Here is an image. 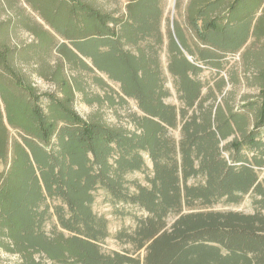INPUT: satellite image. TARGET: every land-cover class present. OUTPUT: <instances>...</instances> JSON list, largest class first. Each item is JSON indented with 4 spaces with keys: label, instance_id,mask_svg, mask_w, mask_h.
Segmentation results:
<instances>
[{
    "label": "trees",
    "instance_id": "trees-1",
    "mask_svg": "<svg viewBox=\"0 0 264 264\" xmlns=\"http://www.w3.org/2000/svg\"><path fill=\"white\" fill-rule=\"evenodd\" d=\"M25 1L64 38H71L69 28L73 26L94 33L99 39L94 45L96 51L85 44L83 54L119 82L129 97L138 100L146 117L141 135L86 121L73 109L74 95L68 83L61 88L65 98L43 96L52 107L51 116L47 115L40 109L36 89L26 84L25 75L12 69L9 76L24 94L17 100L18 108L26 112L27 121H35L32 128L35 149L29 180L27 176L25 181L21 169L14 171V166L0 172V244H6L7 240L18 252L31 256L45 254L52 264H264V180L257 171L264 168V73L260 78L261 103L251 129L240 125L242 118L237 113L225 116L218 107L201 106L185 122L177 141L168 135L169 128L178 126L177 109L164 103L166 93L161 89V79L152 91L151 102L146 103L140 99L141 93L128 88L125 78L111 74V51L129 53L119 47L123 37L115 34V29L125 36L124 24H135L138 19L132 15V9L141 8L144 3L150 16L158 0H130L133 20L123 21V26L119 19L93 8L85 0ZM242 1L230 2L222 15L219 8L225 5V0H198L193 4L189 25L200 42L207 45L209 33L219 35L222 29L247 16L246 3ZM262 12L264 0H255L251 22H258ZM126 39L134 44L127 35ZM176 40L179 44L170 69L180 79L182 100L186 109L191 110L201 100L202 86L189 73L196 74L199 69L191 66L184 56L181 48L189 49L182 33H178ZM0 50L10 51L5 46ZM132 56L142 61L141 56ZM117 61V68L129 69L121 55ZM147 65L150 66L148 62ZM136 72H141L140 67ZM180 114L182 119L187 118L186 111ZM235 134L238 136L228 144L233 152L228 160L222 154V143ZM54 138L56 146L52 143ZM7 143L5 133V146ZM244 149L252 152V157L244 155ZM143 154L153 164V176L147 177L149 187L134 184L136 191L131 193L124 179L127 174L145 172ZM7 155V150L0 152V160H6ZM55 158L63 160L64 165L56 163ZM199 177L205 178L204 184L188 185L190 179ZM97 187L104 188L116 201L132 204L147 213V217L138 220L133 234L121 232L117 236L118 240L135 245L138 251L146 249L143 262L100 251L98 243L108 234L106 221L91 210L92 193ZM248 195L254 197L252 214L196 211L223 198L240 203ZM47 198L61 200L67 206L69 217L64 209L57 211V216L70 237L61 234L46 237L41 232L44 219L41 208ZM170 217L176 219L168 226ZM27 264L44 263L31 258Z\"/></svg>",
    "mask_w": 264,
    "mask_h": 264
},
{
    "label": "rangeland",
    "instance_id": "rangeland-1",
    "mask_svg": "<svg viewBox=\"0 0 264 264\" xmlns=\"http://www.w3.org/2000/svg\"><path fill=\"white\" fill-rule=\"evenodd\" d=\"M232 1L225 0V5L219 8L220 15ZM85 2L104 14L119 19L121 25L123 21L133 20L130 0ZM196 2L198 0H158V6L153 8L150 16L143 7L144 3L141 8L134 7L132 15L138 18L137 22L122 25L125 34L134 44L126 39L121 30L115 29V34L119 33L120 37H123L119 47L129 53L120 54L114 49L109 56L113 67L112 76L125 78L128 88L141 93L140 99L146 103L151 102L152 91L159 86L161 79V89L166 93L164 103L177 109L178 126L176 129H168L169 137L177 141L181 139L185 122L190 120L201 106L206 109L218 107L225 116H229L231 112L237 113L242 118L240 125L247 126L249 130L254 123L255 111L261 103L259 93L262 83L260 78L264 73V13H259L261 17L258 22H251L255 0L253 5H250V0H243L242 3H246L247 16L240 17L235 25L222 29L219 35L209 33L207 45H204L189 25V11ZM25 24L30 25V28ZM199 25L202 23L199 22ZM54 29V25L46 24L25 0H0V47L10 49L7 53L0 50V152H8L6 160H0V172H6L14 166V171L21 169L25 181L27 176L29 180L33 169L35 143L32 128L35 121H27L24 118V108L23 111L18 108L17 100L23 98L24 94L9 76L13 71L25 75L26 84L36 89L40 98V109L47 115L51 116L52 107L43 96L65 98L61 88L64 83H68L74 95L73 109L86 121L141 135L143 119L146 117L139 101L129 97L119 82L97 68L94 62L83 54L82 47L85 44L91 51H96L94 45H97L99 39L94 33L73 26L69 28L71 38L67 39ZM179 32L182 33L189 49L187 51L181 48L185 52L184 56H188L187 60L191 66L199 69L196 74L189 73V76L202 86L201 100L191 110L186 109L182 100L180 79L176 78L170 69L171 63L175 61L173 52L177 48L176 38ZM238 46L242 47L236 49ZM130 53L136 57L141 56L142 61H137ZM120 55L129 68L124 69L125 71L116 67ZM138 67L141 69L139 74L136 72ZM183 110L187 112L185 119H182L180 114ZM61 126L63 124L60 122L59 127ZM5 133L8 138L6 146ZM236 136L238 135L235 134L222 143V154L228 160L233 153L228 144ZM52 143L56 146L57 138H54ZM243 154L252 157V152L247 149L243 150ZM143 156L146 163L145 172L130 173L124 179L126 188L130 189L131 193L136 191L134 184L149 187L147 177L153 176V164L147 155ZM55 162L64 165L63 160L55 158ZM66 171L68 172V169ZM257 171L263 181L264 168ZM204 183L203 177L188 181L190 186ZM92 195V213L106 221L108 234L104 241L98 243L100 251L104 254L127 255L143 262L146 249L138 251L135 245L120 241L117 236L121 232L133 234L138 220L147 217V213L132 204L116 201L101 187H97ZM253 200L251 195L240 203H230L223 198L210 207L198 208L196 211L252 214L255 211ZM60 209H64L69 217L67 206L58 199L47 198L46 205L41 208L44 216L41 232L46 237L58 234L64 235L65 238L71 236L59 222L57 211ZM189 212L191 211L186 210V213ZM175 219L170 217L167 220L168 226L172 225ZM4 242L6 244H0V264H27V259L31 258L37 262L52 264L45 254L37 253L31 256L13 250L11 242ZM5 247H10L12 251H7Z\"/></svg>",
    "mask_w": 264,
    "mask_h": 264
},
{
    "label": "water",
    "instance_id": "water-1",
    "mask_svg": "<svg viewBox=\"0 0 264 264\" xmlns=\"http://www.w3.org/2000/svg\"><path fill=\"white\" fill-rule=\"evenodd\" d=\"M185 53V52H184ZM187 58H188V56H187Z\"/></svg>",
    "mask_w": 264,
    "mask_h": 264
}]
</instances>
